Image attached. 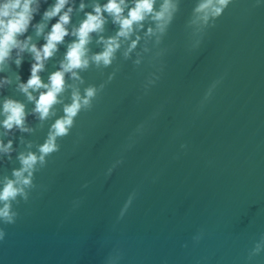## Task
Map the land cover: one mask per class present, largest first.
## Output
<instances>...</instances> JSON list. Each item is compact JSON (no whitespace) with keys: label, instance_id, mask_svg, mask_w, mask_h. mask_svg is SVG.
I'll list each match as a JSON object with an SVG mask.
<instances>
[{"label":"water","instance_id":"obj_1","mask_svg":"<svg viewBox=\"0 0 264 264\" xmlns=\"http://www.w3.org/2000/svg\"><path fill=\"white\" fill-rule=\"evenodd\" d=\"M193 5L181 0L156 50L163 53L160 80L146 95L143 82L155 71L147 56L135 66V53L124 59L118 52L112 66L82 73L81 89L119 66L35 173L29 200L14 202L15 223L0 224L6 232L0 264H109L117 251L120 264H264V250L250 257L264 234V6L233 0L188 51ZM105 28L104 35L116 30L111 20ZM99 47L94 38L92 50ZM64 50L48 61L42 79ZM30 63L25 53L19 68L10 63L3 74L19 72L26 80ZM4 96L24 101L29 112L33 107L15 80L0 91ZM55 107L62 115V104ZM56 116L41 122L30 114L33 132L4 136L16 151L0 159V177L20 166L17 153L29 141L36 150Z\"/></svg>","mask_w":264,"mask_h":264},{"label":"clouds","instance_id":"obj_2","mask_svg":"<svg viewBox=\"0 0 264 264\" xmlns=\"http://www.w3.org/2000/svg\"><path fill=\"white\" fill-rule=\"evenodd\" d=\"M232 3L233 0H194L186 21L188 51L201 45L207 30L215 26L217 19ZM45 4L47 7L41 12ZM180 4L181 0H0V91L15 80L17 90L33 105L29 112L26 103L20 99L13 96L0 99V159L4 156L11 159V153L16 151L14 140L5 141L4 136L10 135L14 129L33 132L34 129L27 123L30 114L44 122L56 116L55 106L62 104V115L52 121L44 141L37 145L35 151L29 141L26 150L17 153L20 166L14 168L10 176L0 177V224L15 223L18 212L14 202L29 200L31 190L37 187L35 173L47 164L50 154L60 149L58 140L71 132L81 111L93 107L94 100L116 76L119 66L113 68L99 85L89 83L81 89L85 70L112 66L118 52L124 59L131 58L135 53L133 65L140 66L147 56L155 69L143 82V94L156 86L163 71V53L156 50L167 35ZM253 4L264 6V0H253ZM89 8L91 10H86ZM80 13H83L82 17ZM38 14L40 19L35 20ZM77 15L80 18L74 22L73 17ZM109 20L116 30L104 35ZM66 37L72 39L66 40ZM40 38L43 43L37 42ZM94 38L100 46L98 51L91 48ZM61 45H65V50L58 66L48 73L46 80L42 79L41 74L48 61L56 56ZM25 53L31 56L26 80L21 79L19 72L3 74L10 63L19 68ZM222 79L221 76L210 84L200 102L201 107L212 97ZM68 90L70 99L64 102V94ZM131 202L130 198L124 205L121 217ZM5 236V229L0 227V241ZM201 236L202 232L194 240L198 241ZM262 250L264 234L251 249L250 257ZM120 259L121 253L117 251L109 264H120Z\"/></svg>","mask_w":264,"mask_h":264}]
</instances>
